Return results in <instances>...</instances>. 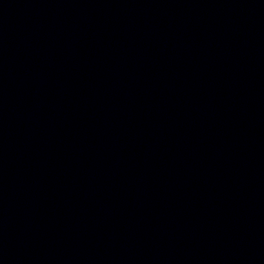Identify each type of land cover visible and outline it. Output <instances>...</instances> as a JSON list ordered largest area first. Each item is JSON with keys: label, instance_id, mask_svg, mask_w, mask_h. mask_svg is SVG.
<instances>
[{"label": "water", "instance_id": "obj_1", "mask_svg": "<svg viewBox=\"0 0 264 264\" xmlns=\"http://www.w3.org/2000/svg\"><path fill=\"white\" fill-rule=\"evenodd\" d=\"M0 264H264V0H0Z\"/></svg>", "mask_w": 264, "mask_h": 264}]
</instances>
